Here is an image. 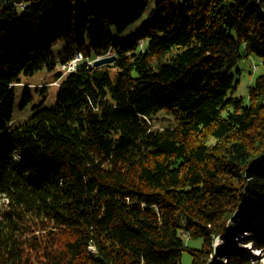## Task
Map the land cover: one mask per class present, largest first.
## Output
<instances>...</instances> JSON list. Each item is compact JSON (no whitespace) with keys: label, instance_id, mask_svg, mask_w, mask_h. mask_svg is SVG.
I'll list each match as a JSON object with an SVG mask.
<instances>
[{"label":"trees","instance_id":"16d2710c","mask_svg":"<svg viewBox=\"0 0 264 264\" xmlns=\"http://www.w3.org/2000/svg\"><path fill=\"white\" fill-rule=\"evenodd\" d=\"M153 1L0 0V264H252L213 241L264 212V71L247 102L233 73L264 69V0H155L116 41ZM39 73L53 106L11 127ZM160 110L174 125L152 130ZM246 231L264 256V221Z\"/></svg>","mask_w":264,"mask_h":264},{"label":"rangeland","instance_id":"374dc122","mask_svg":"<svg viewBox=\"0 0 264 264\" xmlns=\"http://www.w3.org/2000/svg\"><path fill=\"white\" fill-rule=\"evenodd\" d=\"M155 1V0H154ZM153 2L149 4L146 11L142 17L137 20L134 24L130 25L124 32L116 33L113 32V37L116 41L126 42L129 37L140 31L143 23L145 22L149 12L153 7ZM81 0H74V4L77 6ZM66 49L65 43H59L53 47V53L55 56L59 57ZM106 56H112L108 53ZM105 57V56H104ZM61 67L56 69L59 72ZM239 71L236 72V71ZM264 71L263 66L259 58L254 55H250L245 60H242L233 69L234 80H237L236 90L234 91V96L241 97L245 102H247L248 97V87L253 85L255 78L262 74ZM60 81L54 82L53 76L47 73H39L29 80H25L21 86H28L33 92V101L26 105L23 109L20 108V103L22 99V87L16 88V95L14 99V107L12 113V121L10 123L11 127H16L17 125L24 123L33 114V108L38 105L40 99L45 97L42 108H50L55 102V95L57 92L58 84ZM152 130H161L163 128H169L174 125V121L167 110L158 111L151 119ZM4 201L0 199V206L2 209V203ZM0 208V209H1ZM250 220L244 221L243 224H237L233 228L229 229L228 234L223 238H215L213 241V248L216 252H222L228 254L230 251H238L244 257H250L252 264H264V256L259 251L256 250L252 244L247 243L248 233L246 231V226L254 225L256 223H261L264 221L263 213H249ZM185 244L193 249H199L201 247L202 241L200 239L184 240ZM180 264H191V256L188 252L184 251L181 255Z\"/></svg>","mask_w":264,"mask_h":264},{"label":"built area","instance_id":"2783aa9c","mask_svg":"<svg viewBox=\"0 0 264 264\" xmlns=\"http://www.w3.org/2000/svg\"><path fill=\"white\" fill-rule=\"evenodd\" d=\"M81 61L82 56L76 54L71 61L61 64V71H63L64 73L73 72Z\"/></svg>","mask_w":264,"mask_h":264},{"label":"water","instance_id":"95a60500","mask_svg":"<svg viewBox=\"0 0 264 264\" xmlns=\"http://www.w3.org/2000/svg\"><path fill=\"white\" fill-rule=\"evenodd\" d=\"M114 60H115V57L114 56H105V57L96 59L93 62V66L94 67H98V66H101L103 64H109V63H112Z\"/></svg>","mask_w":264,"mask_h":264},{"label":"bare ground","instance_id":"6f19581e","mask_svg":"<svg viewBox=\"0 0 264 264\" xmlns=\"http://www.w3.org/2000/svg\"><path fill=\"white\" fill-rule=\"evenodd\" d=\"M140 44H142L141 42H140ZM80 56H81V54H79ZM82 60H83V58H82Z\"/></svg>","mask_w":264,"mask_h":264}]
</instances>
